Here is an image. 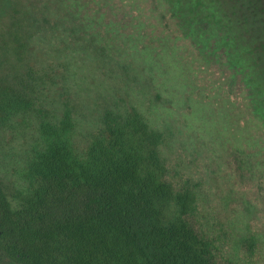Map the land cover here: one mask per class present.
<instances>
[{"label":"trees","instance_id":"trees-1","mask_svg":"<svg viewBox=\"0 0 264 264\" xmlns=\"http://www.w3.org/2000/svg\"><path fill=\"white\" fill-rule=\"evenodd\" d=\"M90 2L67 17L24 2L0 23V147L19 151L0 156V251L17 264H236L218 192L149 122L142 68L118 43L144 30L132 11L165 21L169 0Z\"/></svg>","mask_w":264,"mask_h":264},{"label":"rangeland","instance_id":"rangeland-1","mask_svg":"<svg viewBox=\"0 0 264 264\" xmlns=\"http://www.w3.org/2000/svg\"><path fill=\"white\" fill-rule=\"evenodd\" d=\"M31 1L67 17L90 0H0V23L12 6L24 10ZM91 1L94 9L98 0ZM169 2L165 21L149 10L132 11L130 18L146 21L143 35L118 42L142 68L136 100L153 126L172 132L173 156L218 192L213 205L231 232L224 253L236 264H264V0ZM147 80L150 87L141 83ZM18 152L13 143L0 147L9 159ZM248 237L256 242L252 252L243 242ZM0 264L17 263L0 251Z\"/></svg>","mask_w":264,"mask_h":264}]
</instances>
